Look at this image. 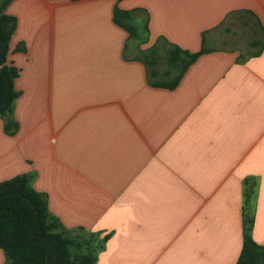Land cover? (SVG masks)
<instances>
[{
	"label": "crops",
	"instance_id": "1",
	"mask_svg": "<svg viewBox=\"0 0 264 264\" xmlns=\"http://www.w3.org/2000/svg\"><path fill=\"white\" fill-rule=\"evenodd\" d=\"M117 4L148 14L140 49L114 23ZM6 13L19 127L7 135L0 117V184L30 175L61 232L107 236L96 264H236L255 178L264 246V50L251 46L264 0H14ZM160 40L152 68L139 50ZM172 45L208 51L175 89L153 87L152 69L173 75Z\"/></svg>",
	"mask_w": 264,
	"mask_h": 264
},
{
	"label": "trees",
	"instance_id": "2",
	"mask_svg": "<svg viewBox=\"0 0 264 264\" xmlns=\"http://www.w3.org/2000/svg\"><path fill=\"white\" fill-rule=\"evenodd\" d=\"M13 1H0V117L6 118L4 131L10 136L15 135L19 127L12 114L14 103L20 95L15 88L20 69L8 62L9 44L18 24L16 17L6 13ZM137 11L124 10L117 4L113 20L128 33L130 42L140 49L149 42V16L144 12V18L138 17L135 15ZM161 42L158 41L148 50H139L138 58L155 67ZM251 46L258 49L252 56L262 53L264 28L263 38L253 41ZM207 51L203 48L200 52L190 53L172 45L168 57L172 77L162 80L158 71L152 69L151 85L175 89L189 67ZM256 189L255 178L244 179L243 246L236 264H264V246L253 237ZM60 227L49 211L47 195L32 187L30 175H19L0 184V249L6 257L4 264H96L98 252L104 249L108 237L103 241L95 235H92V239L75 238L61 232Z\"/></svg>",
	"mask_w": 264,
	"mask_h": 264
},
{
	"label": "rangeland",
	"instance_id": "3",
	"mask_svg": "<svg viewBox=\"0 0 264 264\" xmlns=\"http://www.w3.org/2000/svg\"><path fill=\"white\" fill-rule=\"evenodd\" d=\"M159 66L162 70H166L167 69V61L160 60Z\"/></svg>",
	"mask_w": 264,
	"mask_h": 264
},
{
	"label": "water",
	"instance_id": "4",
	"mask_svg": "<svg viewBox=\"0 0 264 264\" xmlns=\"http://www.w3.org/2000/svg\"><path fill=\"white\" fill-rule=\"evenodd\" d=\"M48 264H52V263H48Z\"/></svg>",
	"mask_w": 264,
	"mask_h": 264
}]
</instances>
